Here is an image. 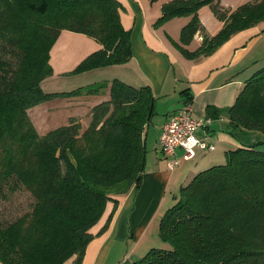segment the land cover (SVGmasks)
Segmentation results:
<instances>
[{"label":"trees","instance_id":"1","mask_svg":"<svg viewBox=\"0 0 264 264\" xmlns=\"http://www.w3.org/2000/svg\"><path fill=\"white\" fill-rule=\"evenodd\" d=\"M207 4L224 25L214 35L204 34L201 46L190 51L185 44L203 31L199 9ZM122 9L119 0H0V195L25 189L35 199L16 219L0 221V264H82L88 244L108 229L117 196L143 182L145 132L156 114L151 85L114 78L110 98L92 107L86 128L70 116L67 124L39 134L29 114L31 107L58 96L98 94L108 87L100 82L46 92L42 81L54 73L51 49L64 29L102 45L71 73L130 60L131 29L122 22ZM175 16H191L180 46L196 58L264 21V0L233 10L221 0L165 2L160 19ZM223 114L232 134L238 128L264 134V66L247 79L233 105L208 107L210 117ZM261 145L264 140L229 149L224 163L199 171L161 219L160 237L169 248L153 247L140 259L120 264H264ZM110 201L113 210L95 234L91 228Z\"/></svg>","mask_w":264,"mask_h":264},{"label":"crops","instance_id":"2","mask_svg":"<svg viewBox=\"0 0 264 264\" xmlns=\"http://www.w3.org/2000/svg\"><path fill=\"white\" fill-rule=\"evenodd\" d=\"M119 1L125 6V11L121 10L122 22L126 28L131 29L133 56L124 63L81 73L79 76H85L80 80L82 86L107 80L108 87L98 94L69 96L71 99L68 102L74 107L70 116L79 117L84 126L83 115L86 113L89 117L95 104L110 98V85L114 78L135 86L151 85L157 97L156 103L161 98L167 99L171 96L180 104L178 108L159 117L156 122L154 116L149 123L145 132L148 153L143 182L139 188L133 186L128 193L117 196L119 205L108 229L96 235L88 244L82 264H120L124 258L123 249L126 243L132 241L135 250L141 244H149L150 224L166 205L172 203H169L170 200L174 201L180 187L205 169L203 167L218 161L222 155L207 156L205 151L210 150L198 148L194 158L182 160L179 165L170 168L169 158L162 151L160 143L164 123L189 99L193 102L195 115L209 116L208 107L211 106L226 110L234 104L247 79L264 66V21L234 33L212 53L190 58L181 49V33L159 31L151 24L157 15L162 14V8L151 13L141 7L137 0ZM167 1L169 0H165ZM247 1L249 0H237L235 3L221 0V3L233 10ZM199 16L204 28L195 34L190 43L185 44L190 51H195L201 46L204 34L214 35L224 25L209 4L199 9ZM160 17L161 15L159 19ZM190 19L191 16H182L179 26H184ZM169 37L173 38L176 44ZM101 46L100 42L85 33L62 30L51 49L53 74H69L83 59ZM184 90L187 92L184 93ZM47 102L49 103L46 104H50L53 101ZM53 103L55 105V102ZM57 106H51L50 109ZM221 117H224L225 121L217 122L212 127L218 139L214 141L216 148L211 151L218 149V141L226 143V154L229 149L242 144L264 140V134L256 130L238 128L233 134L230 133L227 129L228 118L224 114ZM177 152L180 157L184 154L182 148H177ZM113 206L112 201L108 202L103 216L91 228L93 233L97 234L105 224ZM71 263L70 260L65 264Z\"/></svg>","mask_w":264,"mask_h":264},{"label":"rangeland","instance_id":"3","mask_svg":"<svg viewBox=\"0 0 264 264\" xmlns=\"http://www.w3.org/2000/svg\"><path fill=\"white\" fill-rule=\"evenodd\" d=\"M227 1H230V2L235 1V3H237V0H227ZM136 2L141 7H144L146 10L153 13L155 9L157 10L158 8H162L163 6L162 4L165 2V0H139V1L137 0ZM122 10L125 11L124 5H123ZM160 15L162 16V14ZM160 15H157L155 19L151 21V24L153 26L157 27L159 31H165L166 33L173 32V31L175 34L181 33L183 26L182 25L179 26L180 24L179 21L182 16H175L170 19H159ZM169 38L173 40L174 43L176 42L174 41L173 38L171 37ZM94 69H97V68H94ZM91 70H86V71H91ZM86 71H82L78 73L70 72L69 74H57V75L52 74L46 77L42 81V85H43L42 87L44 91L46 92L71 91L75 88L82 86L83 83H80L81 82L80 80H83L85 76H79V75ZM94 84H97V83H94ZM70 99L71 98H69V96H58L51 100H47L50 102L53 101L55 102V105H58L54 109H50L51 106H55L54 103L51 102L50 104H46V103H49L47 101L45 102V104H38L30 108V116L32 117V121L34 122L39 134H46L50 130H53L57 127L65 125L69 122L70 114H73L74 112V107L71 105V103L68 102L70 101ZM156 104H157V107H156L157 113L155 115L154 122H156L157 119H159V117H163L165 114H167V112L169 113L172 109L178 108L180 103L177 99H173V97L169 96L167 99L166 98L159 99ZM83 116H84L83 120L85 122V125L83 126V128H86L90 122L89 120L90 116L88 117L86 113ZM217 139L218 138H216V141ZM216 144H217L218 149L216 151H211V150L205 151V155L210 156V155H216V154L221 155L222 154L220 159H218V161H216L215 163L206 165V167H203V168H208L209 166H212L214 164L224 163L226 161V154H225V149H224L226 146V143L218 141ZM261 147L264 148V145H261ZM6 191L8 195L7 198H4L0 195V221L2 223L10 222L16 219L21 214L30 210L35 201L34 197L28 190L18 189L12 192L9 189H7ZM176 202H177L176 198L174 199V201L170 200L169 201L170 205L168 206L171 207ZM168 206L166 205L163 211H161L160 214L155 218V220L150 224L148 228V231H150L149 232V239H150L149 244L148 245L141 244L139 245V248L135 250L133 249L134 244L132 241L129 242L128 244L126 243L123 249L124 258L122 259V261L138 260L141 257H143L153 247L169 248V244L164 242L160 237V222H161L163 215L167 211V209L170 208Z\"/></svg>","mask_w":264,"mask_h":264},{"label":"built area","instance_id":"4","mask_svg":"<svg viewBox=\"0 0 264 264\" xmlns=\"http://www.w3.org/2000/svg\"><path fill=\"white\" fill-rule=\"evenodd\" d=\"M224 121V117L195 115L193 102L187 101L163 125L160 143L162 151L169 158V167L174 168L182 160L194 158L198 148L214 150L217 137L212 127L215 123ZM177 148L184 150L182 157L178 155Z\"/></svg>","mask_w":264,"mask_h":264}]
</instances>
